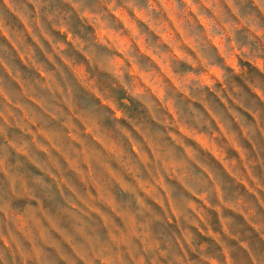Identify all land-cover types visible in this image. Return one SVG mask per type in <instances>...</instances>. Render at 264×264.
<instances>
[{
	"label": "clouds",
	"instance_id": "9594fccd",
	"mask_svg": "<svg viewBox=\"0 0 264 264\" xmlns=\"http://www.w3.org/2000/svg\"><path fill=\"white\" fill-rule=\"evenodd\" d=\"M0 264H264V0H0Z\"/></svg>",
	"mask_w": 264,
	"mask_h": 264
}]
</instances>
